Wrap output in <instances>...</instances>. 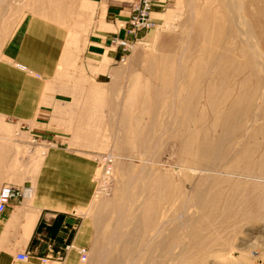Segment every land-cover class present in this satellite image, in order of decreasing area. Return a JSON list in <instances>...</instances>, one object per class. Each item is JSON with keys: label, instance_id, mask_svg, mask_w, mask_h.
<instances>
[{"label": "rangeland", "instance_id": "1", "mask_svg": "<svg viewBox=\"0 0 264 264\" xmlns=\"http://www.w3.org/2000/svg\"><path fill=\"white\" fill-rule=\"evenodd\" d=\"M250 4L150 0L147 26L132 23L143 0H0V56L32 15L64 24L77 51L62 60L58 78L68 81L74 107L85 114L66 141L96 163L92 202L81 212L90 231L79 248L85 261L77 249L82 264H264V211L220 214L224 201L215 204L196 192L203 174L191 171L180 152L192 123L184 112L204 106L208 83L226 80L233 94L241 81L263 84L256 94L264 96V28L246 34L240 13L244 8L258 18L264 0ZM105 21L115 25L114 56L109 67L91 71L78 37L94 22L104 29ZM217 25L230 32L215 34ZM53 138L32 135L28 125L0 115V179L18 183L31 176ZM208 216L215 224H181Z\"/></svg>", "mask_w": 264, "mask_h": 264}, {"label": "crops", "instance_id": "2", "mask_svg": "<svg viewBox=\"0 0 264 264\" xmlns=\"http://www.w3.org/2000/svg\"><path fill=\"white\" fill-rule=\"evenodd\" d=\"M83 2L99 5L101 0ZM95 18L100 23L99 13ZM97 23L78 38L85 42L83 62L99 72L110 66L114 56L109 44L115 25L105 21L100 29ZM69 45L70 33L64 24L32 15L0 56V115L28 125L32 135L54 137L31 176L18 183L0 179V188L28 186L31 190L0 214V264H82L77 249L86 246L90 231L81 212L92 202L96 163L66 141V134L76 132V119L85 117L74 107L68 81L58 78L62 60L77 54ZM20 254H26V260H19Z\"/></svg>", "mask_w": 264, "mask_h": 264}, {"label": "bare ground", "instance_id": "3", "mask_svg": "<svg viewBox=\"0 0 264 264\" xmlns=\"http://www.w3.org/2000/svg\"><path fill=\"white\" fill-rule=\"evenodd\" d=\"M248 1L253 5L257 3V0ZM225 7L228 14H232V8L229 5ZM259 11L258 18L252 16L255 15L254 10L252 15L250 10L242 8L240 11L246 34H262L259 31L264 28V10ZM232 15L228 16L231 20ZM249 17H253L252 24H247ZM216 27L215 34L230 32V28ZM257 88H263V84L253 86L241 81L236 94H233L234 88L226 80L213 81L207 84L204 106L197 112L193 110V114L189 113V109L184 112V119L192 115V123L185 128V138L179 150L187 157L189 169L203 174L196 192L204 194L206 201L215 204L224 201L220 214L241 213L244 216L248 210L264 211V96L256 94ZM156 102L149 106V111H153ZM230 177H237V180L227 179ZM164 185L169 187L167 182ZM211 218L208 216L180 223L200 228L215 224L216 221Z\"/></svg>", "mask_w": 264, "mask_h": 264}, {"label": "built area", "instance_id": "4", "mask_svg": "<svg viewBox=\"0 0 264 264\" xmlns=\"http://www.w3.org/2000/svg\"><path fill=\"white\" fill-rule=\"evenodd\" d=\"M150 7V0H143V8L140 10V15H134L132 18V23L134 25H147L149 26L150 24L147 22H145V18L148 14L147 10H149ZM139 9V7H138ZM132 32V31H130ZM30 191V188L28 186H12V185H3L0 188V214L6 209V207L8 206V204L16 199H22L26 196H28V192ZM69 245H66L64 247V250H68L69 249ZM59 254V253H58ZM79 254H80V260L81 261H85L86 258V252L85 250L79 249ZM17 258L19 260H26L27 255L26 254H20L17 256Z\"/></svg>", "mask_w": 264, "mask_h": 264}]
</instances>
